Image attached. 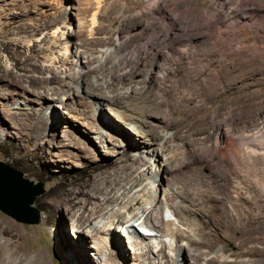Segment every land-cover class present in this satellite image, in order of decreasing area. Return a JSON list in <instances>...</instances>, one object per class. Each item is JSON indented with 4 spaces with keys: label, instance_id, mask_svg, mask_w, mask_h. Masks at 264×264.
<instances>
[{
    "label": "rangeland",
    "instance_id": "rangeland-1",
    "mask_svg": "<svg viewBox=\"0 0 264 264\" xmlns=\"http://www.w3.org/2000/svg\"><path fill=\"white\" fill-rule=\"evenodd\" d=\"M199 8L209 13L210 29L201 23L204 18L196 12ZM17 13L22 14L23 21L12 27L0 25V65L8 67L15 78L21 74L24 83L23 74L31 72L23 67L34 66L41 78L56 72L61 83L68 80V74L81 70L87 73L89 84L96 67L109 55L114 56L123 42L140 50L121 65L119 73L133 80V89L147 75L150 82L143 100L152 103L157 116L146 115L145 119L161 125V134H172L161 142L163 153L172 155L174 171L168 174L156 163V144L138 141L140 138L113 118L112 109L121 108L109 103L112 93L108 88L104 89L109 95L104 104L96 103L95 107L91 102L90 109H85L81 105L82 85L75 82L70 97L65 99L73 108L67 112L56 101L48 104L11 83L9 95L3 94L9 77L0 78V161L42 186L32 202L38 213L36 222L16 221L0 211V241L27 249L29 254L41 252L47 264H102L98 255L105 258L108 250L102 253L96 248L95 243L104 244L101 234L89 237L75 232L74 212L87 213L82 204L88 193H93L92 206L112 202L115 190L131 173L145 172L144 184L148 190L153 189L149 180L158 170L155 183L160 187L182 186L193 178L185 189L186 203L200 210L193 212L199 220L194 229L187 222L174 221L171 225L164 221L161 234L166 243L174 242L171 228L186 230L194 242L206 239L210 246L226 250L232 256L230 264L240 263L248 255L247 249L262 244L253 237L263 236L264 229L251 228L254 222L250 218L244 219L243 229H237L240 219L228 196H235L234 185L240 177L248 176L239 170L237 162L262 168L264 152L240 145L233 156L227 149L229 141L219 133L227 128L242 144L243 139L256 136V128L264 120V0H0V19ZM218 28L225 40L217 38L218 44L199 42L206 34L216 36ZM173 37L185 38L177 56L168 50ZM237 42L243 49L235 47ZM86 43L92 44V56L100 60L92 62L89 57L90 61L83 64L73 56L76 49L84 50ZM156 46L162 49L153 64L152 49ZM122 93L128 95L123 99L118 95L121 101L136 102L130 89H122ZM98 99L91 98L93 102ZM144 103L123 109L138 116L137 111L146 110ZM77 109L92 111L104 132L107 128L117 131L128 144V151L118 142L113 144L109 137H100L97 128L88 125ZM35 123L42 133L34 129ZM143 127L148 128L147 124ZM124 153L127 161H122ZM110 186V196L105 199L104 189ZM95 188L100 190L94 193ZM242 190L249 195L248 188ZM68 192L78 194L82 200L70 211L56 205ZM245 206L249 213H256L251 212L250 203ZM99 213L89 214L90 219H97ZM231 213L236 217L234 221ZM168 217L164 215L169 223L174 220L172 215ZM113 232L112 240L107 241L113 256L108 264H132L133 254L125 242L127 234ZM243 238L244 245L240 244ZM165 250L172 264L175 251ZM251 255L256 256L254 252ZM178 258L180 264H192L187 249ZM145 262L153 264L149 259Z\"/></svg>",
    "mask_w": 264,
    "mask_h": 264
},
{
    "label": "bare ground",
    "instance_id": "bare-ground-1",
    "mask_svg": "<svg viewBox=\"0 0 264 264\" xmlns=\"http://www.w3.org/2000/svg\"><path fill=\"white\" fill-rule=\"evenodd\" d=\"M196 12H198L199 15H202V17L204 18L201 23L205 24L210 29V26L208 24L209 13H207L202 8H199ZM130 19L134 20V17H131ZM23 20L24 18L22 14H12L8 17H4L3 19L1 18L0 25L2 27H12ZM217 38L221 40L226 39L225 37H223L219 28L216 36L206 34L205 36L201 37L199 42L201 44H218ZM184 39V37H173L168 50L173 55L177 56L182 49L180 48V46L183 45L182 43ZM235 47H237V49H243V46L240 42L235 43ZM161 49L162 48H160V46H156L152 49L151 58L153 64H156V60L161 52ZM139 51L140 50L135 46H129L127 45V42H123L122 46L116 48V53L114 56L109 55L105 63H100L96 67V74L92 77L89 84L85 80V76L87 75V73L81 72V70L75 71L73 74H68V80H64L61 83L59 75L56 72L50 77L41 78L35 73L36 69L34 66H32V68L23 67L25 72H31L30 74H23L26 76V83H24V79L22 78V76L20 77L21 74H18L17 76L19 77L17 78L13 77L12 71L2 64L3 66L0 65L1 80H8L9 77V83L7 82V85L5 87L6 90L3 89V94L9 95V92H11V89L9 90V87L11 84H14L22 87V89L25 91L33 92V94H35L38 98H41L43 101L47 100L48 104L50 101H56L61 106H65L67 112H72L73 108L65 99L70 97V93L72 92V88L74 89L75 82L78 84V86H80V84L82 85L81 91H83V94H81L80 97L82 99L81 105L85 109H90L91 102L95 107H97L96 103H98V105L104 104V99L109 96L105 93L106 90L104 89L108 88V92L112 93L108 98L109 103L114 104V106H116L117 108H121L112 109L113 111L110 113H112L113 118H115V120L117 119L118 122H121L123 126L128 128L133 136H135L137 139L140 138L138 141H142L145 144L149 145L156 144L153 147V149L157 152L156 163H158L160 168H165L168 174H172L174 171L171 165L173 159L172 155L167 154V152L166 154L163 153V144L161 142L162 138H166L165 140H168L167 138L170 139L172 137V134H167V132L165 134H161L158 130L161 125L153 124L145 119L146 115H155V112L153 113L154 107L152 106V103L150 101L143 100V95H145L146 92V86L148 82H150L146 80L148 79L147 75H145L142 84H140L141 86H136L135 89H133V80H126V77L123 74L119 73V70L122 69L121 65L124 62L128 61L130 57H132L130 59H133L135 53ZM143 51V53H147L145 48L143 49ZM92 54V44L86 43L85 49L81 51H78V49H76L73 53V56L83 64H86L88 60L90 61V58L93 59L91 60L92 62L100 60L98 57L92 56ZM27 60H29V57H26V61ZM108 64L111 65L108 66ZM157 75L159 77L161 76V74ZM54 82H56L58 85H53ZM89 85H92L93 87L90 88ZM63 86H67V88L64 89ZM77 88L78 87H76V92L77 94H79ZM122 89H130V94H133L131 95L133 97L135 96L134 99L136 100V102L132 100H130V103L126 102V100L121 101L119 97L123 99L124 96L128 95L122 93ZM93 97H99L101 99L93 102L91 100V98ZM141 102H145L144 106L146 110L137 111L138 116H133L132 114L125 112L126 109H130L131 107H134ZM13 107L19 108V106ZM124 107L126 108L125 110L123 109ZM77 110L78 112L80 111V115L87 121L88 125L97 128L100 137H102L103 139H107L109 137L111 139L110 141L113 142V144H116V142H118V144L122 145L123 148H125V152L128 151V144H126V142H123L121 135L118 134L117 131L107 128L108 131L104 132V130L100 127L99 122H96V120H94V117L91 114L92 111L89 112L86 110L84 112H81L80 109ZM13 112L18 113V111ZM111 124L119 127L114 122ZM146 124L148 128L143 127V125ZM167 124H165V126ZM16 126L19 127L20 123L17 122ZM125 127H122V129L125 130ZM38 128V124L35 123L34 129L38 130ZM38 131V134L42 133L40 132V130ZM255 133L256 136L254 138L245 140L243 139L241 141L242 144L240 142L237 143L234 140L227 128L222 130L219 134H221L222 138L226 140V142L229 141L227 149L232 153L233 156H235L240 149V145L250 148L252 151H258V149H260L264 152V120L261 127L256 128ZM157 139L160 141H157ZM122 159V161L128 160L125 153ZM151 161V163H153V160ZM114 162H116V160H114ZM237 163L239 166V170L244 171L248 176H245L243 178L240 177V182L234 185L236 195L228 196L230 198L229 200L231 202V205L237 212L236 214L238 215V219H240V225H237L236 227L237 229H243L246 226L243 222L244 219L250 218V220H253L254 222V225H251V228L255 229L256 231L259 229H264V167L261 168L258 166L253 168L246 161L242 160L238 161ZM154 168L157 169L158 167H155L154 165ZM157 171L158 170L153 172V178L149 180V184H153V189H150L149 187L148 190V186H146V183L144 184V181L147 178V176H145V172L142 174L140 172L136 174L131 173L130 177L123 181L120 187L115 190L116 192L113 194L114 199L112 200V202L104 204V206L102 205V207H100V203H94L95 206H92V201H90V199L91 197H93V193H88L89 197L86 198L82 204L84 208H87V213L85 211H81L78 214L77 211L74 212V215H77L73 222L75 232L78 231L80 233H84L89 237H93L95 234H101L99 235L101 237L100 241H103L104 244L102 245L97 242L95 243L96 248L98 251L102 250V253L104 250H108L105 258L100 254L98 255L102 264H108V261L112 260L113 258L111 247L107 244V241L112 240L114 234L113 230L118 231V234L120 233V235L122 233L127 234L128 239L125 242L127 243L126 247H128L133 254L132 264H146V259H149L150 263L153 264H169V259L167 257L168 254L165 250L166 248H168L169 251H175V256L173 257L172 264H180L178 258L179 253H181V251L184 249H187V254L190 258L189 262H191L192 264H230V262L232 261V256L228 254L226 250H222L221 247L218 248L210 246L206 239L205 241H202L200 243L194 242V239L191 236L190 232H186V230L171 228L169 234L173 237L174 242L166 243L164 241V239L162 238L163 233L161 234L164 221L167 222V224L171 225L174 224V221L182 224L184 222H187L189 224V227L194 229L199 220L197 219L198 217L193 214V212L197 213L200 212V210L198 208H191V205H188L186 203L187 199L185 193L187 192L185 189H188L187 187L190 186L193 178L190 179L187 184L182 183V186L174 185L168 187H160L155 183L158 173ZM244 187L248 188L249 190L248 196L245 195V192H243L242 190V188ZM99 190L100 189L95 188L93 192L96 193ZM111 190V186L104 189L103 194L105 196V199L110 196L109 194ZM81 202L82 200L78 194L68 192L65 197H62L57 201L56 205H60L61 207L63 206L67 211H70L74 207V205ZM221 203L224 204L225 202ZM249 203L251 212L256 211V213L252 214L246 210L245 205ZM165 208L168 209V211L173 216L172 219L174 220H172V222L170 223L168 221L169 217L164 219ZM96 213H99L97 215L98 218L96 219L94 216V218L90 219L89 214L90 216H93ZM250 214L252 216H250ZM230 219L231 221H234L236 217L231 213ZM134 220H140L138 223L146 226L152 232L150 231L151 233L145 235L141 234L136 229V227L133 226L132 221ZM197 225H199V223ZM253 239L259 240L262 244L260 245L259 243V245L257 246L255 245L251 248L249 247L250 249L246 250L248 255H245L244 258L242 257L243 259H241L240 263L237 264H254L255 261H258L260 264H264V235L260 237L255 236L253 237ZM245 242L246 239L243 238L241 243H239L244 245ZM253 252L256 256H249V254H253ZM0 264L47 263L45 256L41 252L29 254L27 249H21L20 246L14 248L12 244L0 241Z\"/></svg>",
    "mask_w": 264,
    "mask_h": 264
},
{
    "label": "water",
    "instance_id": "water-1",
    "mask_svg": "<svg viewBox=\"0 0 264 264\" xmlns=\"http://www.w3.org/2000/svg\"><path fill=\"white\" fill-rule=\"evenodd\" d=\"M41 192L40 183L33 184L19 170L0 161V211L16 221L34 223L38 213L32 202Z\"/></svg>",
    "mask_w": 264,
    "mask_h": 264
}]
</instances>
